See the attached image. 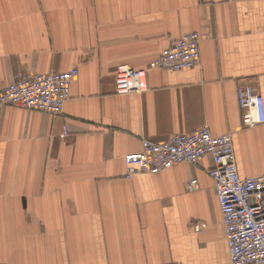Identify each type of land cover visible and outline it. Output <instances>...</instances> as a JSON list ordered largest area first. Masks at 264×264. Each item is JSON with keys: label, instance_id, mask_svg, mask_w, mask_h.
Segmentation results:
<instances>
[{"label": "crops", "instance_id": "obj_1", "mask_svg": "<svg viewBox=\"0 0 264 264\" xmlns=\"http://www.w3.org/2000/svg\"><path fill=\"white\" fill-rule=\"evenodd\" d=\"M187 32L197 67L115 94L119 65ZM74 68L61 116L0 105V264H229L211 160L127 179L124 158L207 125L233 136L242 177L264 175V125L243 127L237 95L264 98V0H0L1 85Z\"/></svg>", "mask_w": 264, "mask_h": 264}, {"label": "built area", "instance_id": "obj_2", "mask_svg": "<svg viewBox=\"0 0 264 264\" xmlns=\"http://www.w3.org/2000/svg\"><path fill=\"white\" fill-rule=\"evenodd\" d=\"M200 45V35L187 32L171 40L145 69L119 65L114 77L115 94L143 95L150 90L149 75L154 70L180 72L197 67L201 59ZM78 75L77 68L58 73L16 74L9 84H0V105L61 116ZM237 95L243 127L264 125L263 96L250 85L239 86ZM69 134L64 127L61 138L66 139ZM205 158L211 160L205 172L214 182L227 238L229 264H264V175H240L231 134L214 136L205 125L159 143L144 139L140 152L125 156V177L158 175L184 163L198 167ZM198 190L197 179L186 184L188 193ZM206 226V223L197 222L194 230L199 232Z\"/></svg>", "mask_w": 264, "mask_h": 264}]
</instances>
